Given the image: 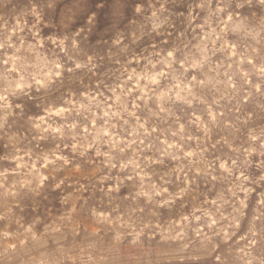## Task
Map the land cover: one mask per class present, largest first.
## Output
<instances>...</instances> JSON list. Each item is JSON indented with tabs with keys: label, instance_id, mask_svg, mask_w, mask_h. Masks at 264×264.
Listing matches in <instances>:
<instances>
[{
	"label": "rangeland",
	"instance_id": "rangeland-1",
	"mask_svg": "<svg viewBox=\"0 0 264 264\" xmlns=\"http://www.w3.org/2000/svg\"><path fill=\"white\" fill-rule=\"evenodd\" d=\"M0 264H264V0H0Z\"/></svg>",
	"mask_w": 264,
	"mask_h": 264
}]
</instances>
